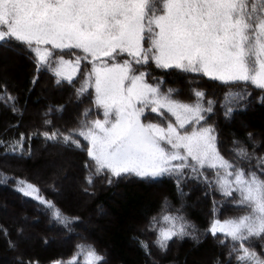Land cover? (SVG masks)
Listing matches in <instances>:
<instances>
[{"label": "snow or ice", "instance_id": "1", "mask_svg": "<svg viewBox=\"0 0 264 264\" xmlns=\"http://www.w3.org/2000/svg\"><path fill=\"white\" fill-rule=\"evenodd\" d=\"M12 41L26 46L37 69L51 71L58 84H71L81 61L91 64L78 94L94 87L95 104L103 109L104 118L88 120L86 111L78 131L43 133L47 140L61 137L63 143L86 151L94 166L87 183L103 174L182 177L188 169L204 177L210 188L233 197L237 210L246 213L224 222L214 219L208 231L223 235L221 243L229 247L230 256L235 254L237 264H264V253L251 246L252 238H264V178L221 155L215 129L201 124L213 101L205 107V94L198 90L193 103L179 101L172 90L162 93L146 81L147 72L137 74L134 68L152 61L158 68L264 89V0H0V46ZM63 54L74 55L75 60L64 59ZM121 56L127 58L121 62ZM227 96L242 98L240 93ZM6 102H12L15 111V97L5 90L0 103L7 106ZM147 112L158 116L166 112L174 122L166 126L144 122ZM79 137L87 144L82 146ZM9 147L23 152V134ZM234 153L238 161L252 159L242 147ZM258 163L264 164V158ZM17 190L68 226L69 218L37 187L20 180ZM161 220L167 227L157 231L154 246L159 249L166 250L173 237L189 234L190 225L182 216L163 215ZM155 224L153 218L150 228L155 230ZM81 256L83 264L104 262L94 247L80 244L73 258L53 264H77Z\"/></svg>", "mask_w": 264, "mask_h": 264}, {"label": "trees", "instance_id": "2", "mask_svg": "<svg viewBox=\"0 0 264 264\" xmlns=\"http://www.w3.org/2000/svg\"><path fill=\"white\" fill-rule=\"evenodd\" d=\"M32 55L16 41L0 46V93L6 90L15 97V111L12 102L0 103V140L4 141L0 145V264L67 261L80 244L94 247L104 257L103 264H237L235 254L230 256L229 247L221 243L223 235L213 236L208 229L214 219L223 222L246 213L237 210L233 197L210 188L204 177L185 169L182 177L103 174L87 183L94 166L86 151L63 143L61 137L47 140L43 133L78 131L86 111L88 120L103 119L102 108L95 104V88L78 94L92 66L81 61L72 83L58 84L51 71L37 69ZM63 55L75 60L74 55ZM134 68L137 74L147 72L146 81L162 93L172 90L179 101L193 103L194 90L202 91L204 106L208 100L213 105L201 124L215 129L221 155L264 178L260 171L264 164L258 163L264 158V89L243 83L226 85L202 74L158 68L152 61ZM230 92L242 98L228 97ZM146 117L144 122L162 126L174 122L166 112L163 116L147 112ZM21 134L24 151L13 152L9 145ZM78 139L82 146L87 144ZM241 147L252 157L250 161H238L234 149ZM204 171L213 177L210 170ZM20 180L37 187L69 218L68 226L54 220L38 200L18 191ZM163 215L182 216L190 225L189 234L173 237L166 250L154 246L158 229L167 227ZM153 218L155 230L150 228ZM251 246L264 253V238H252ZM77 264H83L82 256Z\"/></svg>", "mask_w": 264, "mask_h": 264}, {"label": "rangeland", "instance_id": "3", "mask_svg": "<svg viewBox=\"0 0 264 264\" xmlns=\"http://www.w3.org/2000/svg\"><path fill=\"white\" fill-rule=\"evenodd\" d=\"M77 74H78V73H77ZM77 74L75 75V77L77 76ZM75 77H74V78H75ZM74 78H73V79H74ZM102 112H103V109H102ZM103 118H104V117H103ZM201 122H202V121H201ZM150 178H157V177H150ZM221 222H222V221H221ZM223 222H224V221H223Z\"/></svg>", "mask_w": 264, "mask_h": 264}]
</instances>
